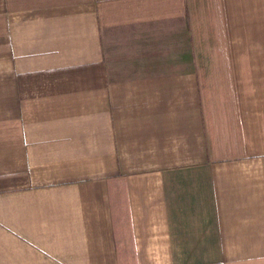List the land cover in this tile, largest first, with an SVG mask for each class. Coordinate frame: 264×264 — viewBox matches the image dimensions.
Masks as SVG:
<instances>
[{"label":"crops","instance_id":"1","mask_svg":"<svg viewBox=\"0 0 264 264\" xmlns=\"http://www.w3.org/2000/svg\"><path fill=\"white\" fill-rule=\"evenodd\" d=\"M0 264H264V0H0Z\"/></svg>","mask_w":264,"mask_h":264}]
</instances>
